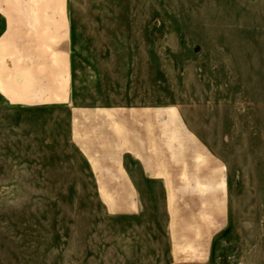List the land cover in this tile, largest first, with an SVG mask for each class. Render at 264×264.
Returning <instances> with one entry per match:
<instances>
[{"label":"rangeland","instance_id":"1","mask_svg":"<svg viewBox=\"0 0 264 264\" xmlns=\"http://www.w3.org/2000/svg\"><path fill=\"white\" fill-rule=\"evenodd\" d=\"M68 6L67 77L45 97L67 102H14L30 101L26 70L4 78L0 40V87L13 100L0 93V264H264V0ZM133 117L168 121L152 148L183 121L222 162L228 224L208 258L175 257L163 181L118 148L126 139L100 136L102 120ZM98 143L138 190L99 189L82 150Z\"/></svg>","mask_w":264,"mask_h":264},{"label":"crops","instance_id":"2","mask_svg":"<svg viewBox=\"0 0 264 264\" xmlns=\"http://www.w3.org/2000/svg\"><path fill=\"white\" fill-rule=\"evenodd\" d=\"M70 28L68 0H0V40L5 46L6 66L2 75L6 79L13 78L11 72L16 65L25 69L27 75V80L21 77L18 80L28 85L26 92L20 91L28 95L30 101L14 102L29 105L67 102L68 97L63 99L66 101H49L45 97L52 98L58 93L54 81L61 73L67 77V29ZM18 87L6 85L8 91L15 94L19 92ZM0 93L10 99L1 87ZM65 94L67 96V88ZM22 97L24 95L19 98ZM133 111L137 113L136 108ZM159 122L161 124L151 125L145 117H133L127 121L102 120L97 128L101 129L99 133L103 138L113 134L119 136L120 143L121 138L126 139L125 145L118 148L122 147L137 159L146 175L163 181L175 257L206 259L212 254L215 236L228 224L226 170L183 121L170 126L175 128V141L161 140L152 148L154 135L169 136L168 124L164 123L168 121ZM79 135H83V131H79ZM98 145L96 153L80 147L87 159L98 165L95 173L99 176V189L138 190L135 178L124 163L114 160V156L104 155L107 147Z\"/></svg>","mask_w":264,"mask_h":264}]
</instances>
